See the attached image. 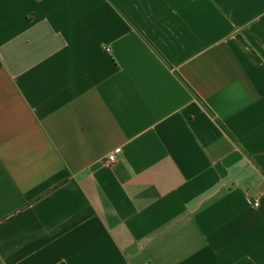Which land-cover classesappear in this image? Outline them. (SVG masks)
<instances>
[{
  "label": "crops",
  "instance_id": "obj_1",
  "mask_svg": "<svg viewBox=\"0 0 264 264\" xmlns=\"http://www.w3.org/2000/svg\"><path fill=\"white\" fill-rule=\"evenodd\" d=\"M0 264H264V0H0Z\"/></svg>",
  "mask_w": 264,
  "mask_h": 264
},
{
  "label": "built area",
  "instance_id": "obj_2",
  "mask_svg": "<svg viewBox=\"0 0 264 264\" xmlns=\"http://www.w3.org/2000/svg\"><path fill=\"white\" fill-rule=\"evenodd\" d=\"M118 152H119V150H115L113 153L109 154V155L106 157L107 162H109V163H113V162H115V160H116L115 155H116V153H118ZM252 205H253L254 207H257V206H258V201H257V200H254L253 203H252Z\"/></svg>",
  "mask_w": 264,
  "mask_h": 264
}]
</instances>
